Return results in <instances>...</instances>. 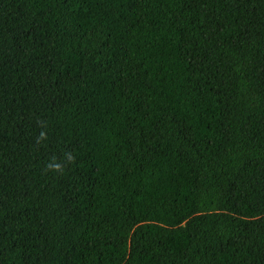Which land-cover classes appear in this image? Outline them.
<instances>
[{
  "label": "trees",
  "instance_id": "obj_1",
  "mask_svg": "<svg viewBox=\"0 0 264 264\" xmlns=\"http://www.w3.org/2000/svg\"><path fill=\"white\" fill-rule=\"evenodd\" d=\"M0 264H264V0H0Z\"/></svg>",
  "mask_w": 264,
  "mask_h": 264
},
{
  "label": "clouds",
  "instance_id": "obj_2",
  "mask_svg": "<svg viewBox=\"0 0 264 264\" xmlns=\"http://www.w3.org/2000/svg\"><path fill=\"white\" fill-rule=\"evenodd\" d=\"M46 133L45 132H40L37 143H39L41 140L46 139ZM65 157L67 159L68 162H73L74 161V156H72L71 153H66ZM46 169L47 170H52V171H57V172H63V166L62 164H60L59 162H49L48 164H46Z\"/></svg>",
  "mask_w": 264,
  "mask_h": 264
}]
</instances>
